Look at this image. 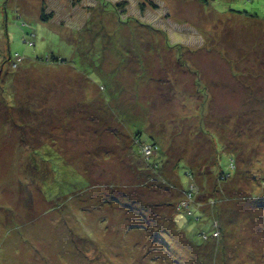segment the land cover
Returning a JSON list of instances; mask_svg holds the SVG:
<instances>
[{"label": "rangeland", "instance_id": "obj_1", "mask_svg": "<svg viewBox=\"0 0 264 264\" xmlns=\"http://www.w3.org/2000/svg\"><path fill=\"white\" fill-rule=\"evenodd\" d=\"M262 201L264 0H0V264H264Z\"/></svg>", "mask_w": 264, "mask_h": 264}, {"label": "trees", "instance_id": "obj_2", "mask_svg": "<svg viewBox=\"0 0 264 264\" xmlns=\"http://www.w3.org/2000/svg\"><path fill=\"white\" fill-rule=\"evenodd\" d=\"M232 11V10H231ZM234 13H236V14H241V15H244V16H247V17H257V16H255V15H250V14H248V13H242V12H237V11H233ZM43 19H44V17H42ZM109 117H110V115H109ZM107 118L108 120H110V118ZM113 118H114V116H112ZM115 120L116 121H118V122H120V121H122L123 119H118V118H115ZM123 122V121H122ZM150 123H149V128H150ZM151 129V128H150ZM150 129L148 130V133H149V131H150ZM139 135V134H138ZM150 139H153L152 138V136H150ZM153 140H155V139H153ZM136 142V141H135ZM137 144V143H136ZM152 145L153 146V144L154 143H151V142H144V143H140V145H142V146H140L139 144H138V146H139V151H141V154H142V156H143V158H145L146 160V162H148V157L147 156H145L146 155V147L148 146V145ZM144 145V146H143ZM41 151H44V149H42ZM33 158H36V157H33ZM57 159H58V156L56 155L54 158H52L51 159V157L49 156L48 158H46V160H44V159H42L41 160V158L40 157H37L36 158V162L38 163V164H40V163H42V161L43 162H47L48 164H50L49 166H50V170L51 171H54V168H55V171H57L58 173H60L61 172V170L60 171H58V170H56V168H57V166L55 165V161H57ZM31 162V161H30ZM33 166H34V164H32ZM62 167V166H61ZM37 168V167H36ZM62 169H64V168H62ZM37 170V169H36ZM38 171V173H41V169H38L37 170ZM87 173V172H86ZM222 174V173H221ZM74 179V177L72 178V180ZM44 180V179H43ZM84 181V180H83ZM45 182V181H44ZM85 183H87V182H85ZM47 184H49V183H47ZM88 185H89V183H87V185L86 186H84L83 188L84 189H82V191H84L85 189H88L89 187H88ZM50 185H46V187H44V190L47 192V194H49L50 196H51V194H53L54 192L53 191H51V190H49L48 189V187H49ZM180 187V192H182V190H181V186H179ZM72 191L71 192H69V193H66V194H64V193H62L63 192V189L62 188H60V190H59V192H57V190L55 191L56 192V194L58 195V196H63V197H66V198H71V197H73V195L74 194H76V193H78V191H80V189L78 188V185H77V187H76V185L74 186V188L76 189V190H73L74 188H73V183H72ZM192 189H195V186H192L191 187ZM179 192V193H180ZM194 195H196V194H194ZM68 196V197H67ZM184 197V199H182ZM193 197V194H192V192H189V193H186L185 194V196H184V193H183V195L181 194V197L179 198V197H176V196H174V198H173V200H172V202H170L169 204L167 203V205L168 206H173L174 207V209H175V211H179V210H181V209H183V210H186V209H188L190 206V203H191V198ZM178 199V200H177ZM180 199H182L181 201H180ZM196 199V196H194L193 197V200H192V202L194 201ZM177 201H180V203L179 204H177L178 202ZM187 201V202H186ZM182 202H186L185 204H186V206H187V208L186 209H184L183 207H184V205H182ZM194 203H196L195 201H194ZM198 204V203H197ZM261 204H264V202L262 201L261 202ZM177 205V206H176ZM174 211V212H175ZM213 229L214 228H212V230H210V236L213 234ZM215 230L216 229H214V232H215ZM207 235H209V234H207ZM206 240V239H205ZM205 242V241H204ZM139 242H138V244H137V246H139ZM201 244H199L198 246H200ZM197 246V245H196ZM141 256V255H140ZM229 260L225 257V256H223V262H222V264H229ZM91 263V262H90ZM221 264V263H220Z\"/></svg>", "mask_w": 264, "mask_h": 264}]
</instances>
